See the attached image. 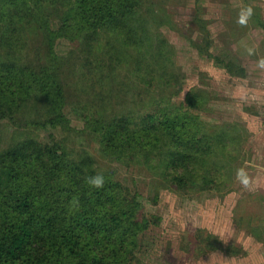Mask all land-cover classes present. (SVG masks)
I'll return each instance as SVG.
<instances>
[{
    "label": "trees",
    "instance_id": "1",
    "mask_svg": "<svg viewBox=\"0 0 264 264\" xmlns=\"http://www.w3.org/2000/svg\"><path fill=\"white\" fill-rule=\"evenodd\" d=\"M153 23H172L154 0H0V123L13 127L0 146V264H131L141 232L160 218L113 167L70 145L66 79L78 80L79 132L109 161L144 165L174 190L223 191L233 181L244 128L204 121L201 86L175 101L184 73ZM33 37L42 57L28 51ZM62 38L83 47L62 54ZM211 43L195 44L200 57L244 75ZM48 125L63 137L43 141L37 130Z\"/></svg>",
    "mask_w": 264,
    "mask_h": 264
},
{
    "label": "rangeland",
    "instance_id": "2",
    "mask_svg": "<svg viewBox=\"0 0 264 264\" xmlns=\"http://www.w3.org/2000/svg\"><path fill=\"white\" fill-rule=\"evenodd\" d=\"M154 2L165 9L172 26L153 23L151 28L173 46L175 64L184 73L175 101H181L193 85L201 86L208 96L203 109L196 112L204 121L237 122L244 128L246 139L234 163L233 181L223 191L174 190L161 186L144 165L109 161L96 141L79 132L83 126L75 112L81 107L75 88L78 80L69 78L64 110L76 128L69 133L70 145L91 152L102 167H113L115 178L139 193L145 212L160 217L141 232L131 264H264V27L257 24L264 22V0ZM206 36L212 40V52L243 67L244 75H233L199 56L195 44L203 46ZM32 40L29 53L32 58L42 57L43 49L41 55L34 51L40 39ZM81 47L80 38H62L57 44L62 54L72 49L79 53ZM12 132L9 122L0 123L1 147L8 144ZM37 132L46 142L64 134L49 125ZM203 239L218 247L208 248ZM233 247L239 251H231Z\"/></svg>",
    "mask_w": 264,
    "mask_h": 264
},
{
    "label": "clouds",
    "instance_id": "3",
    "mask_svg": "<svg viewBox=\"0 0 264 264\" xmlns=\"http://www.w3.org/2000/svg\"><path fill=\"white\" fill-rule=\"evenodd\" d=\"M93 183L99 185V184L101 183L100 178H96V179H94V180H93Z\"/></svg>",
    "mask_w": 264,
    "mask_h": 264
}]
</instances>
